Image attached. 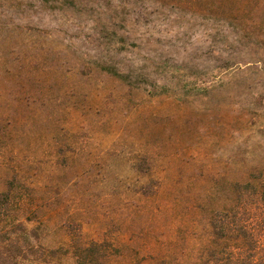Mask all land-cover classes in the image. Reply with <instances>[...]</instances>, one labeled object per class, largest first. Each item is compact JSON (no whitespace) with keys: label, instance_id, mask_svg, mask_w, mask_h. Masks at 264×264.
Masks as SVG:
<instances>
[{"label":"rangeland","instance_id":"obj_1","mask_svg":"<svg viewBox=\"0 0 264 264\" xmlns=\"http://www.w3.org/2000/svg\"><path fill=\"white\" fill-rule=\"evenodd\" d=\"M2 192L23 264H264V0H0Z\"/></svg>","mask_w":264,"mask_h":264},{"label":"trees","instance_id":"obj_2","mask_svg":"<svg viewBox=\"0 0 264 264\" xmlns=\"http://www.w3.org/2000/svg\"><path fill=\"white\" fill-rule=\"evenodd\" d=\"M49 1V0H48ZM9 194L7 192L0 193V202L2 198H9ZM1 203H0V211H1ZM235 209H233V213ZM231 213L226 210L225 212L220 211L214 215L212 219V225L214 227V231H218L221 229H225V224L229 225V217ZM221 226V227H220ZM220 227V229H219ZM244 229V228H243ZM247 237V236H246ZM247 239V238H246ZM19 240L12 241L11 244L8 243H0V264H23L20 260L19 255L23 252V247L19 244ZM228 264H256L255 260L250 258L249 260H229Z\"/></svg>","mask_w":264,"mask_h":264}]
</instances>
